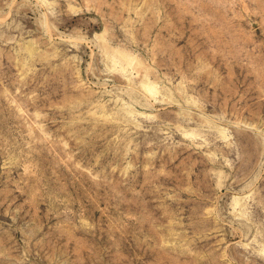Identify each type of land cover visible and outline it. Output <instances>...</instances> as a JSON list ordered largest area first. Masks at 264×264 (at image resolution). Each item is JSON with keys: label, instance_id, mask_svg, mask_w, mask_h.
I'll use <instances>...</instances> for the list:
<instances>
[{"label": "rangeland", "instance_id": "374dc122", "mask_svg": "<svg viewBox=\"0 0 264 264\" xmlns=\"http://www.w3.org/2000/svg\"><path fill=\"white\" fill-rule=\"evenodd\" d=\"M0 264H264V0H0Z\"/></svg>", "mask_w": 264, "mask_h": 264}]
</instances>
